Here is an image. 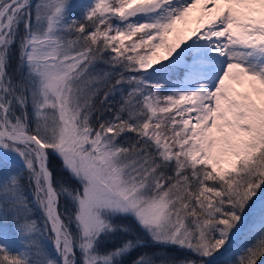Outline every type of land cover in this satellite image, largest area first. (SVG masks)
Listing matches in <instances>:
<instances>
[{
  "label": "snow or ice",
  "instance_id": "6c2138e0",
  "mask_svg": "<svg viewBox=\"0 0 264 264\" xmlns=\"http://www.w3.org/2000/svg\"><path fill=\"white\" fill-rule=\"evenodd\" d=\"M0 264H264V0H0Z\"/></svg>",
  "mask_w": 264,
  "mask_h": 264
},
{
  "label": "trees",
  "instance_id": "16d2710c",
  "mask_svg": "<svg viewBox=\"0 0 264 264\" xmlns=\"http://www.w3.org/2000/svg\"><path fill=\"white\" fill-rule=\"evenodd\" d=\"M50 166L53 168L54 172H59L61 170V168H62L61 161L58 159V157H52L51 158V160H50ZM62 175H63V177L65 179H69V174L66 171H64L62 173ZM69 182L74 184L75 181L69 180ZM168 254L170 256H176V255H178V253L176 252V250H172V249L168 250ZM179 255H183V253H179Z\"/></svg>",
  "mask_w": 264,
  "mask_h": 264
},
{
  "label": "rangeland",
  "instance_id": "374dc122",
  "mask_svg": "<svg viewBox=\"0 0 264 264\" xmlns=\"http://www.w3.org/2000/svg\"><path fill=\"white\" fill-rule=\"evenodd\" d=\"M59 159V158H58ZM74 184H75V182H74Z\"/></svg>",
  "mask_w": 264,
  "mask_h": 264
}]
</instances>
